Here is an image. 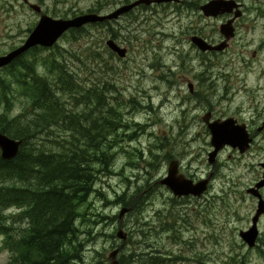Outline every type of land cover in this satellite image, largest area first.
Returning <instances> with one entry per match:
<instances>
[{
  "label": "rangeland",
  "instance_id": "obj_1",
  "mask_svg": "<svg viewBox=\"0 0 264 264\" xmlns=\"http://www.w3.org/2000/svg\"><path fill=\"white\" fill-rule=\"evenodd\" d=\"M119 1L111 0L107 8L115 10L120 7ZM243 1L253 5L250 13L255 16L242 22L246 28L243 26L240 36L253 42L246 55L232 50L221 56L204 55L202 59L203 55L195 53L188 44L187 35L193 28L189 34L185 20L180 22L179 17H173V10L169 16L168 8H143L109 29L88 27L73 41L70 37L61 41L63 63L86 95L104 87L107 93L101 105L118 108L130 122L109 138L113 143L126 138L123 147L112 151L116 156L111 161V172L96 175L95 190L79 206L77 226L82 258L69 264H110L109 255L122 245L116 237L119 215L123 207H128L120 204V198L135 195L144 185L148 187L145 192L151 193L143 209L124 219L123 229L133 241L127 243L129 248L148 247L147 251L159 252L158 257L167 264H264V217L259 222L262 242L255 249H249L240 237L241 231L250 228L257 209V202L248 196L247 189L263 174L264 133L247 156L237 157L227 151L218 164L210 165L205 156L207 147L192 146L189 135L181 129L184 116L177 120L182 108L176 95L190 94V83L200 98L209 100L215 108L234 110L242 107L248 97L261 99L264 104V18L259 17L256 0ZM89 6L90 1L80 4L83 9ZM179 16L184 17V13ZM204 24L207 33L214 36L217 23ZM110 35L129 49L126 59L112 56L107 50ZM53 54L43 52L41 59ZM171 68L176 76H167ZM40 71L49 73L42 67ZM198 74H203L202 78H196ZM246 93L254 95L240 98ZM226 94L228 101H222ZM66 100L77 113L89 106L81 98ZM200 108L209 106L201 104ZM4 111L1 107L0 116ZM24 112V99L17 96L6 115L10 118ZM88 114L94 117V111L89 110ZM6 115L0 117L4 123L8 122ZM192 133L196 135L194 130ZM66 137L69 136L63 130L54 128L34 143L52 147L53 141L64 142ZM79 139L83 140L80 136ZM192 156L194 160L190 159ZM172 160H180L184 172L197 173L201 178L215 171L213 187L199 198L175 197L158 184L167 175ZM9 212L12 214L13 210ZM140 230H145L148 238L140 237ZM12 258L10 252L2 249L0 238V264H10Z\"/></svg>",
  "mask_w": 264,
  "mask_h": 264
},
{
  "label": "trees",
  "instance_id": "obj_2",
  "mask_svg": "<svg viewBox=\"0 0 264 264\" xmlns=\"http://www.w3.org/2000/svg\"><path fill=\"white\" fill-rule=\"evenodd\" d=\"M59 52L60 49L44 59L43 52H31L0 75V108L9 113L17 96L24 99L25 108L20 116L10 119L6 115V123L0 119L4 134L24 142L19 156L11 162L3 161L0 153V237L4 248L13 253L10 264L81 261L79 206L93 193L96 175L111 172L110 152L118 139L113 143L109 137L129 123L116 107L111 106L106 115L105 103L101 105L107 93L104 87L86 95ZM40 67L48 69L47 76ZM66 97L81 98L89 106L77 113L68 107ZM89 110L94 111L93 118L89 117ZM54 128L69 137L63 138L64 142L53 141L52 147L34 143ZM147 188L144 185L135 195L120 198L121 205L132 209L128 215L143 209L151 193L145 192ZM139 236L149 235L140 230ZM127 243L133 241L129 238ZM147 249H131L127 245L121 250L120 264H167L158 257L159 252Z\"/></svg>",
  "mask_w": 264,
  "mask_h": 264
},
{
  "label": "flooded vegetation",
  "instance_id": "obj_3",
  "mask_svg": "<svg viewBox=\"0 0 264 264\" xmlns=\"http://www.w3.org/2000/svg\"><path fill=\"white\" fill-rule=\"evenodd\" d=\"M86 1H90V6L86 9L80 8V4ZM135 1L137 0H120L118 5L122 7L124 5L131 4ZM211 1L213 0H175L169 3L165 2L162 4H153L150 7L168 8L169 16L171 14V10H173L175 11L173 17H179L180 22L182 20H185V28L189 34L190 29L193 28V32L190 35H187L189 38L188 44L193 48L195 53L203 55L201 57L202 59L204 55L221 56L232 50H240L241 55H246V49L250 45H252L253 42L246 40L245 37H241L240 31L243 26H245L242 22L247 17H255L252 13H250V9L253 5L248 6L243 0H222L228 3L225 7L221 9V12L217 16H207L203 12L202 7H204ZM256 1L259 5V17L262 16L264 18V0ZM110 3L111 0H0V52L5 55L23 47L35 31L41 20L45 17L50 18L52 21H67L87 14L108 15L120 8L118 7L115 10L107 8L110 7ZM260 3L263 4V7ZM143 8L147 9L146 6H140L135 11ZM183 13L184 17H180L179 15ZM133 15L134 13L127 14L122 16L119 20L107 21L103 24H95L94 26L88 27H104L105 29H109L114 23L120 24L121 21L126 18L125 16L132 17ZM4 17L10 18L6 19ZM173 21L175 20L173 19ZM207 21H215L217 23L218 28L214 36H210L206 31L204 22ZM226 27L229 29L228 32L224 31ZM79 34V30H69L68 32L63 34L61 38L51 48L36 46L30 49L27 54L29 55L31 52H55L58 49H60L62 52L63 49L61 41L69 37L73 41ZM110 37L112 38V35H110ZM193 38L202 39L211 47L222 48V50L203 52L200 47L193 41ZM113 40H115L117 44L120 43L118 39ZM119 45L122 46L121 44ZM127 50L129 52L128 48ZM181 66L183 67L184 65L182 64ZM170 74H172V76H176V73L174 72L173 68L170 69L169 74H167V76H170ZM202 75L203 74H198L196 75V78H202ZM189 89L190 94H177L176 96L180 98L181 103L179 104V107L182 108V112L179 113L177 120H179L181 115L184 116L185 123L184 126L181 127V129H185V133L189 135L190 144L192 146L203 145L204 147H207L205 156H208V163L210 165L218 164L220 157L227 151L233 152L234 156L237 157H245L250 154L258 142L259 136L264 133V104L262 100L254 97H248L243 102L242 107H238L234 110H225L213 107V105L207 99H201L200 96L197 94L196 87L193 83L189 84ZM235 95L236 94L231 96L233 97L232 99L235 98ZM247 95L254 94L246 93L240 98H243ZM228 96V94L222 96V101H228ZM201 104H206L209 106V108L201 109ZM105 112L108 116L110 112V104H106ZM223 125L234 127L236 131H243L248 136V139L252 140V142L250 143L249 149L246 150L244 153H241L238 148L234 149L231 146H226L223 150L217 153L214 158V163H211L210 155L213 154L215 151V147L212 144V140L214 138L212 127L221 128L223 127ZM123 128H125V126H121L118 129ZM172 128L174 129L176 128V126L173 124ZM193 130L195 131L196 135L192 133ZM125 141L126 138H120L118 140L117 145L114 146L112 144V151H114L115 148L123 147ZM110 153L112 154V152ZM115 156L116 154H113V157ZM230 157L232 156L230 155ZM190 159L194 160V156L190 157ZM172 162L178 163L179 174L185 176L187 180H190L195 184L203 180H209L208 192L213 187V177L215 176V171L211 172L208 177L201 178L197 175V173H191L190 171L184 172L183 165L180 160L170 161L168 168ZM261 167L263 169L264 174V163H261ZM263 174L261 179H259L253 186L247 189L248 196H250L257 202V208L261 200L259 197L249 191L251 189H255L257 184L262 181ZM256 193L257 195H261L264 201V187L259 189ZM256 212L254 217H252V223L250 228L253 226V220L256 216ZM263 217L264 214L259 218V221L257 223L258 229L260 224L259 222H261ZM244 231H241L240 234ZM261 242L262 238L259 235L257 244L259 245V243Z\"/></svg>",
  "mask_w": 264,
  "mask_h": 264
},
{
  "label": "water",
  "instance_id": "obj_4",
  "mask_svg": "<svg viewBox=\"0 0 264 264\" xmlns=\"http://www.w3.org/2000/svg\"><path fill=\"white\" fill-rule=\"evenodd\" d=\"M172 1L175 0H138L130 5L123 6L114 13L107 16L90 14L76 17L73 20L67 21H52L50 18L45 17L41 20L31 37L22 48L16 50L15 52H12L11 54H8L7 56L0 57V69L10 65L15 59L35 46L40 45L47 48L52 47L56 43V41L70 29H81L89 24L100 23L107 20H116L122 15L131 12L142 4L150 6L154 3L161 4L164 2ZM227 3L228 2H224L222 0H213L202 7V10L207 16H217L221 12V9L227 5ZM228 30L229 29L227 27L224 29L225 32H228ZM193 41L200 47L203 52L222 50V48L211 47L204 40L199 38H193ZM107 46L120 58L126 57L127 49L121 48L114 40H109L107 42ZM212 131L214 137L212 140V144L215 147V151L210 155L211 163H214V158L217 153L224 149L226 146H231L234 149L238 148L241 153H244L249 149L250 143L252 142V140L248 139V136L243 131H236L234 127H230L227 125H223V127L221 128L212 127ZM22 145L23 141L13 140L0 132V149L2 152L3 160H14L19 155ZM208 183L209 180H204L197 184H194L192 181L187 180L184 176L179 174L177 162L171 163L168 177L160 182V184L167 186L177 198L189 196L201 197L205 192L208 191ZM263 187L264 178L259 184H257L255 189H251L249 191L259 197L261 200L259 203L257 215L253 220V227L249 231L242 232L240 234L249 248H255L256 241L259 236L257 223L259 221V218L264 214V201L262 199V196L257 195L256 192ZM131 210V208H124L122 209L119 216L120 227L117 233V238L123 241L122 246H124L128 240V234L123 229V221L125 216L130 213ZM119 253L120 249H116L109 255L111 264H120L118 260Z\"/></svg>",
  "mask_w": 264,
  "mask_h": 264
}]
</instances>
